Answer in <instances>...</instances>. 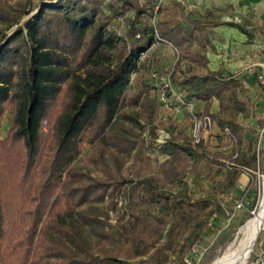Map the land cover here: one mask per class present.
<instances>
[{"label": "trees", "instance_id": "trees-1", "mask_svg": "<svg viewBox=\"0 0 264 264\" xmlns=\"http://www.w3.org/2000/svg\"><path fill=\"white\" fill-rule=\"evenodd\" d=\"M35 1L0 0V127L9 112L0 137V264H181L238 187L240 170L222 160L256 166L253 136L264 118H256L242 78L210 69L208 57L213 27H236L247 41L251 31L211 11L180 14L176 4L156 16L153 0ZM155 32L178 50L173 84L233 132L230 151L194 145L187 125L170 120L169 140L150 155L159 109L151 70L159 60L139 54ZM182 62L206 72L189 74ZM126 105L137 112L121 117L147 135L113 129ZM85 152L95 174L77 163ZM201 166L210 180L221 173L219 186L199 182ZM98 203L107 207L103 216Z\"/></svg>", "mask_w": 264, "mask_h": 264}, {"label": "rangeland", "instance_id": "rangeland-1", "mask_svg": "<svg viewBox=\"0 0 264 264\" xmlns=\"http://www.w3.org/2000/svg\"><path fill=\"white\" fill-rule=\"evenodd\" d=\"M159 1V0H158ZM37 3V0L35 1ZM239 0H226V7L222 4L224 3H211V6H205L203 1L197 2L196 0H160L159 10L156 16L166 13L170 7L174 4L177 5L179 13H185L189 9H199L202 12L211 11L213 14L221 19L228 21H235L246 27L252 33V39L250 41H241L238 37V33L231 34L228 42L226 41V57L217 65H215V60L218 58L214 56L219 54L216 48H212L208 53L210 58L209 67L210 69L220 68L222 71L226 69L231 70L236 76L242 78L248 89V94L251 96L252 100L255 101L256 118H264V85L259 83L258 75L264 73V12H260V9L256 5L251 6H240L238 4ZM35 11V9H34ZM223 13H226V17L223 18ZM152 19L153 22L156 18ZM27 16H24L25 19ZM16 26V25H15ZM13 26L12 28H14ZM124 26L123 20L120 18L114 23V28L119 32L122 31ZM232 27V28H231ZM12 28L8 29L7 32L10 33ZM233 29L239 30L236 27L226 25V30ZM158 48V47H157ZM156 47L151 51L154 56L159 60L158 65H153L152 70H157L163 72L168 67L173 66L177 62V54L173 52L166 44H160L159 48ZM182 69L189 73H205L206 70L190 65L186 62L181 63ZM136 74L133 72L131 78ZM198 104V102H197ZM137 106H123L120 108L112 127L115 131H121L122 128H129L135 132H139L141 136H144L146 130H142L135 127L127 119L121 117L122 113L125 114H135L137 112ZM211 109L216 111L218 109V103L215 100L212 104ZM9 112H5L2 118V125L0 127V137L5 136V131L9 126L8 120ZM254 119L250 121L249 124H253ZM247 138L250 134L247 132ZM86 152L77 159V163L83 165L84 168L95 174V170L91 166H86ZM207 170L205 166H201L199 170L198 180L207 187H217L221 182V173L215 172L213 179H209L207 176ZM264 174V156L261 163V176L255 179L254 184L249 188L242 190L239 186L234 190L233 197H243V206L236 207L232 199H226L224 202V207L218 212V215L212 220L208 221L207 228L203 234V237L195 242L196 254L192 255L189 262H184L181 264H210L216 257H218L228 246V244L236 237L239 228L243 223L254 213L257 209L259 200L262 195L261 180ZM123 197H119V204L122 202ZM105 203L97 204V211L102 216L106 214ZM149 211L154 210V206L150 205L148 207ZM108 215L113 218L115 213L108 210ZM83 231L88 240L94 241L95 236L90 233L88 226H83ZM191 249V248H190ZM185 255L187 256L190 252ZM184 256V257H185ZM264 222L262 224L261 232L255 243L251 256L249 258V263L247 264H264ZM263 261V263H262Z\"/></svg>", "mask_w": 264, "mask_h": 264}, {"label": "built area", "instance_id": "built-area-1", "mask_svg": "<svg viewBox=\"0 0 264 264\" xmlns=\"http://www.w3.org/2000/svg\"><path fill=\"white\" fill-rule=\"evenodd\" d=\"M159 1L153 0L154 11L158 9ZM162 41L163 39L155 32L154 42L150 43L145 51L140 52L139 60L144 59V57ZM166 45L178 56V50L174 45L169 42H166ZM170 73L171 70H169V67L163 72H159L154 69L151 70V82L153 87H155L159 102L158 117L154 123L156 125V135L153 144L154 149L156 150L160 148L169 140L170 134L163 127V125L167 124L171 120L176 123H185L187 125V136L194 145L202 143L208 151H230L235 141V136L230 128L219 125L218 121L210 114L201 112L202 105L198 101L187 99L186 91L173 84ZM258 80L263 86L264 73L258 75ZM147 132L148 129L144 131L143 134L147 135ZM252 148L256 158L255 168L236 164L226 158L222 160L225 165L230 167L236 166L240 170L241 175L238 186L242 190L249 188L252 184H254L255 179L261 176V163L264 156V125L261 128H258L257 132L254 134ZM150 155L156 156L157 150L150 151ZM158 158L161 159L160 156ZM226 199H232L234 205L238 208L244 205L243 197L237 198L232 195H227L221 199L222 205H224ZM214 217H216V214L212 216L211 220ZM195 247V244L191 246L189 254L184 257V262H189L192 255L197 253Z\"/></svg>", "mask_w": 264, "mask_h": 264}, {"label": "bare ground", "instance_id": "bare-ground-1", "mask_svg": "<svg viewBox=\"0 0 264 264\" xmlns=\"http://www.w3.org/2000/svg\"><path fill=\"white\" fill-rule=\"evenodd\" d=\"M257 209L239 228L236 237L210 264H247L264 222V174Z\"/></svg>", "mask_w": 264, "mask_h": 264}, {"label": "crops", "instance_id": "crops-1", "mask_svg": "<svg viewBox=\"0 0 264 264\" xmlns=\"http://www.w3.org/2000/svg\"><path fill=\"white\" fill-rule=\"evenodd\" d=\"M196 1L197 2L203 1L205 3V6H211V3H213L214 5L215 3H224L222 5L226 7V0H196ZM254 5H256L260 9L261 13L264 12V0L259 1ZM224 17H226V13H223V18ZM233 30L234 32L231 30H226V25L223 24L215 26L210 30V37L214 43L217 53H219L214 55L218 58L217 60H215L216 61L215 65H217L222 60H225L224 57H226V41L228 42L231 34H235L237 32L238 37L241 41H247V36L244 33H242L240 30H236V29ZM214 69L217 68L215 67Z\"/></svg>", "mask_w": 264, "mask_h": 264}]
</instances>
